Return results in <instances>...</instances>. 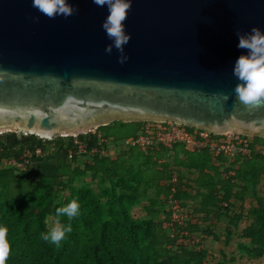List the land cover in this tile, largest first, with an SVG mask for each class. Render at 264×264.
I'll return each mask as SVG.
<instances>
[{"label": "water", "instance_id": "95a60500", "mask_svg": "<svg viewBox=\"0 0 264 264\" xmlns=\"http://www.w3.org/2000/svg\"><path fill=\"white\" fill-rule=\"evenodd\" d=\"M67 2L78 11L49 19L32 0H0V133L153 121L264 138V108L238 101L233 75L247 55L236 31L264 33V0H131L123 64L105 51L107 6Z\"/></svg>", "mask_w": 264, "mask_h": 264}, {"label": "rangeland", "instance_id": "374dc122", "mask_svg": "<svg viewBox=\"0 0 264 264\" xmlns=\"http://www.w3.org/2000/svg\"><path fill=\"white\" fill-rule=\"evenodd\" d=\"M153 123L156 122L114 121L99 126L77 138L86 143L91 137L95 145L75 152L72 158L66 152L55 154L48 149L47 157L34 160L23 169L13 164L19 158L20 144L8 151L12 156L7 159L3 156L5 149L0 147L3 156L0 160L5 161H0V200L27 192L47 196L51 212L45 222L49 230L56 220L53 208L73 199L86 207L82 193L88 191L100 206L102 221L109 218L107 204L118 199L128 208L130 216L148 220L155 249L178 257L177 264H184L182 256L188 264H194L186 255L189 250L201 248L180 236L187 230L183 229L186 223L191 231H187L188 239L201 240L206 250L203 264H264L263 259L248 260L236 245L241 231L251 222L249 210L256 206L257 198L264 199V138L250 137L253 151L239 157L214 155L205 149L192 151L181 145H133L130 140L145 127L156 126ZM14 132V137L9 132L0 133V140L25 139L22 130ZM63 140L67 145L72 137ZM225 188L230 191L228 201L223 199ZM205 196L213 200H207L206 204ZM71 224V234L76 239L88 240L89 233L75 228L73 220ZM167 238L171 240L168 244ZM147 241L148 238L144 240ZM190 256L196 257L194 253ZM7 264L15 263L8 260Z\"/></svg>", "mask_w": 264, "mask_h": 264}, {"label": "trees", "instance_id": "16d2710c", "mask_svg": "<svg viewBox=\"0 0 264 264\" xmlns=\"http://www.w3.org/2000/svg\"><path fill=\"white\" fill-rule=\"evenodd\" d=\"M86 143L87 148L96 144L91 137ZM18 144L30 149L40 145L35 137L12 144L0 140V147L5 149L3 154L5 159L12 156L8 151ZM58 152L65 153L61 143H58L54 150L55 154ZM229 192V188H225L223 199L228 201ZM82 194L83 199L87 201L86 207L79 203L80 214L73 219V223L75 228L89 233L90 237L84 241L76 239L70 233L59 248L40 238L41 233L48 231L45 218L51 210H48L47 196L27 192L20 197L0 200V226L8 229V240L12 247L9 261L15 264H177L179 262L178 257L162 254L155 249L151 239L153 235L150 233L152 224L148 220L130 216L128 208L121 199L107 204L109 218L102 221L98 202L91 197L90 192L83 191ZM203 200L206 203L207 200L211 202L213 198L205 196ZM255 203L256 206L249 210L251 222L241 231L240 242L237 243L238 251L248 260L264 259V199L257 198ZM53 209L52 213L56 218L57 208ZM60 220L61 223L67 224L65 217H61ZM185 225L188 227L187 223ZM186 227L183 229L191 233ZM206 234L211 235L209 232ZM146 238L149 239L147 243L144 242ZM169 242L171 240L167 238V244ZM197 246L201 248L197 251L189 250L186 256L194 260V264H203L207 253L202 248L201 240ZM192 253L196 257L191 258ZM181 259L182 261L185 259L183 263L188 264L186 257L182 256Z\"/></svg>", "mask_w": 264, "mask_h": 264}, {"label": "clouds", "instance_id": "9594fccd", "mask_svg": "<svg viewBox=\"0 0 264 264\" xmlns=\"http://www.w3.org/2000/svg\"><path fill=\"white\" fill-rule=\"evenodd\" d=\"M92 3L98 7L107 6L108 9L102 28L113 43L107 45L105 51L110 54L115 48L120 53L118 62L125 63L129 57L124 54V46L130 41L131 36L126 34L124 22L131 8V0H92ZM32 6L49 19H55L58 15L67 18L78 11L67 0H32ZM236 35L237 48L247 50V55H240L234 63L233 75L240 81L235 86L234 93L245 107L260 110L264 108V33L253 27L248 34H242L237 30ZM223 98L225 101L229 99L227 95ZM79 214L80 204L75 199L58 207L54 226L41 233L40 238L57 248L61 247L67 235L72 232L71 221ZM61 217H66L68 223H61ZM11 252L8 229L0 226V264H7Z\"/></svg>", "mask_w": 264, "mask_h": 264}, {"label": "built area", "instance_id": "2783aa9c", "mask_svg": "<svg viewBox=\"0 0 264 264\" xmlns=\"http://www.w3.org/2000/svg\"><path fill=\"white\" fill-rule=\"evenodd\" d=\"M153 124L156 126L151 128L147 126L142 129L141 132L134 137V139L130 140L131 143L133 145H139V143H142L143 145L155 144L162 146L164 145L167 147L181 145L192 151L205 149L214 155L222 153L228 154L232 157H239L253 151L251 138L241 134L226 132L216 135L211 134L206 130L188 128L173 122H156ZM22 133L24 136H26L22 141L35 137L37 143H40V145H36L32 149L24 145L19 148V158L13 160V164H15V166L19 169L26 168L34 160L47 157V150L50 149L52 152H54L58 143H61L62 148L67 153L68 158H72L75 152H79L87 148V143H82L81 141L77 140L80 135H56L53 137H46L28 134L25 131H22ZM67 137H72V141L67 143L68 146L64 144L63 140ZM97 145L99 146L100 144L98 143ZM0 161L1 163L5 162L4 159H1ZM173 181L175 182V179ZM174 208L178 210V204L175 203ZM189 235L190 234L184 230L180 234L181 237L187 238V241L189 243L191 242L193 246H197L199 241L194 238H192V240L190 238L188 239V237H190Z\"/></svg>", "mask_w": 264, "mask_h": 264}, {"label": "bare ground", "instance_id": "6f19581e", "mask_svg": "<svg viewBox=\"0 0 264 264\" xmlns=\"http://www.w3.org/2000/svg\"><path fill=\"white\" fill-rule=\"evenodd\" d=\"M5 131H8V129L5 130ZM25 132L28 133V134H34V133H35L34 131H26V130H25ZM38 135H40V136H46V137H50V136H48V135H44V134H38ZM63 135H64V134H63Z\"/></svg>", "mask_w": 264, "mask_h": 264}, {"label": "flooded vegetation", "instance_id": "af4514ba", "mask_svg": "<svg viewBox=\"0 0 264 264\" xmlns=\"http://www.w3.org/2000/svg\"><path fill=\"white\" fill-rule=\"evenodd\" d=\"M15 134H16V132H11V134H10V132H9V135L10 136H15ZM1 135V134H0ZM1 138V137H0ZM1 141H3V140H1ZM13 142H7V144H12Z\"/></svg>", "mask_w": 264, "mask_h": 264}, {"label": "crops", "instance_id": "0c3cea01", "mask_svg": "<svg viewBox=\"0 0 264 264\" xmlns=\"http://www.w3.org/2000/svg\"><path fill=\"white\" fill-rule=\"evenodd\" d=\"M237 245V244H236ZM238 250V249H237ZM243 255V254H242ZM246 257V256H245ZM247 258V257H246ZM261 259H263V258H261ZM258 260V259H257ZM264 260V259H263ZM250 261H254V260H250Z\"/></svg>", "mask_w": 264, "mask_h": 264}]
</instances>
